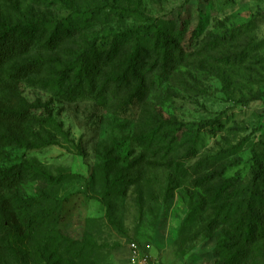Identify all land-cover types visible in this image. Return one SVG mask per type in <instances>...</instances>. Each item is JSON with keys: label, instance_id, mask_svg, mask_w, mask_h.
<instances>
[{"label": "rangeland", "instance_id": "rangeland-1", "mask_svg": "<svg viewBox=\"0 0 264 264\" xmlns=\"http://www.w3.org/2000/svg\"><path fill=\"white\" fill-rule=\"evenodd\" d=\"M85 11L94 17L72 20L78 27L60 44L47 45L45 35L0 69V109L27 114L0 122V168L28 162L81 175L0 188V203L19 199L8 216L0 210V264H133L130 242L138 262L146 257L136 264H264V239L243 244L234 259L235 247L221 249L232 230L203 227L221 207L214 191L222 179L244 181L257 170L264 0H0V22L15 25ZM156 28L176 39L173 57ZM127 30L133 37L78 89L72 67L82 52ZM135 48H145L141 77L124 81ZM204 119L215 122L185 155ZM31 216L38 229L27 228Z\"/></svg>", "mask_w": 264, "mask_h": 264}, {"label": "trees", "instance_id": "trees-1", "mask_svg": "<svg viewBox=\"0 0 264 264\" xmlns=\"http://www.w3.org/2000/svg\"><path fill=\"white\" fill-rule=\"evenodd\" d=\"M87 17H94L92 11L77 13V15L70 14L59 19L29 21L17 25L6 21L0 22V69L10 59L25 54L34 48L36 41L42 40L45 35H48L45 40L47 45L53 47L54 45L60 44L66 37L72 35L73 31L78 27H71L72 20L82 21ZM133 33V31L127 30L120 34L105 36L101 38L100 41H93L89 48L80 55L79 64L75 68L72 67L73 71L76 69L74 74L77 82L76 87L83 90L86 85H90V81L92 80H88V78L90 79L92 75H98L105 63L116 55L122 43L133 37ZM155 35L157 36V40L161 41L162 45L168 48L167 51L170 57H173L172 53L177 51L176 39L161 28H156ZM144 52L145 48H135V51L130 54L127 68L124 73H122L124 81H126L127 77L130 75L135 76L136 80L141 77V75L138 74L137 63ZM140 86L141 84L139 83L138 88L133 93L134 96L139 94ZM26 117L27 114L0 109V122L2 123L6 121L23 122ZM214 122L215 120L212 119H204L197 123L196 129L193 130L192 143L185 152V155L194 152L198 134L201 130H204L208 125ZM17 137V134H13V139ZM152 137L153 134H150L144 141H150ZM263 151L264 138L252 148L254 157L252 165L253 167H257V170L252 168L246 180H236L235 177L222 179L214 191V202L216 203L219 201L221 207L218 208L216 214H212L210 220H207L206 224L203 226L206 227L211 225L210 229L220 227V235H222V233H231L229 229L232 230V238H227L228 240L230 239V242H223V244H221V249L223 251H228L235 247L237 249L235 250L236 254L232 255L234 259H238L237 256H239L243 244H254L264 239V173L259 170L264 169ZM215 175L222 177L223 172H216ZM212 176L213 175H210L209 179H211ZM75 177H81V175L63 171L54 175L28 162H21L11 168H0V188H14L29 178L31 180H40L48 186H54ZM227 191H229V195ZM107 196L106 194V197ZM39 198L40 197L28 198L24 200L25 205L23 206L31 209ZM69 200V198H65V202H63L62 205L61 203L56 204V210L60 212L64 203ZM18 201L19 199L16 198L12 200L10 205H4V201L1 199L0 210L2 209L8 216V214L17 207ZM41 223V220L32 216L25 222L29 230L38 229ZM224 262H226V259Z\"/></svg>", "mask_w": 264, "mask_h": 264}, {"label": "built area", "instance_id": "built-area-1", "mask_svg": "<svg viewBox=\"0 0 264 264\" xmlns=\"http://www.w3.org/2000/svg\"><path fill=\"white\" fill-rule=\"evenodd\" d=\"M129 249L131 251V261L133 264H136V262H138V258H140V252H139V248L137 246V244L135 242H130L129 243ZM146 257L142 258V260H140L138 263H141V261H145ZM137 263V264H138Z\"/></svg>", "mask_w": 264, "mask_h": 264}]
</instances>
